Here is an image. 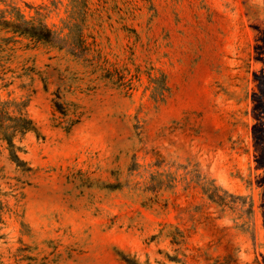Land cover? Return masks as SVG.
<instances>
[{"label":"rangeland","instance_id":"rangeland-1","mask_svg":"<svg viewBox=\"0 0 264 264\" xmlns=\"http://www.w3.org/2000/svg\"><path fill=\"white\" fill-rule=\"evenodd\" d=\"M14 7L56 39L0 29V264H264V0Z\"/></svg>","mask_w":264,"mask_h":264},{"label":"trees","instance_id":"trees-1","mask_svg":"<svg viewBox=\"0 0 264 264\" xmlns=\"http://www.w3.org/2000/svg\"><path fill=\"white\" fill-rule=\"evenodd\" d=\"M0 29L9 30L15 34L31 37L38 41L52 42L56 39L55 32L51 27L36 18L27 19L26 15L15 7L11 10H4L0 13ZM255 76L260 79L259 88L262 96H264V74L261 76H257L256 74ZM25 121L28 123L25 129H33V121L31 119ZM6 131L7 130L4 129L2 133L9 142L11 155L16 158L17 161L21 162L19 157L15 154L17 146L13 142V133L8 134Z\"/></svg>","mask_w":264,"mask_h":264}]
</instances>
